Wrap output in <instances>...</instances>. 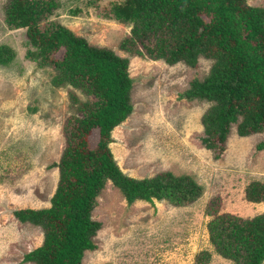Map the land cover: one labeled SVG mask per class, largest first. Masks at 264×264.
<instances>
[{
	"label": "rangeland",
	"instance_id": "rangeland-1",
	"mask_svg": "<svg viewBox=\"0 0 264 264\" xmlns=\"http://www.w3.org/2000/svg\"><path fill=\"white\" fill-rule=\"evenodd\" d=\"M58 2L51 21L129 60L134 111L113 130L110 144L122 172L136 179L170 172L202 187L199 199L181 206L165 199L130 205L107 182L92 212L102 224L93 238L96 249L84 253L82 264H201V257L208 260L202 264H233L209 242L208 207L242 218L264 212V202H251L246 194L264 185V150L256 149L264 132L240 137L233 124L221 153L206 149L202 117L212 103L182 95L192 81L209 75L212 60L201 56L196 67L169 65L144 49H121L132 24L108 15L124 0ZM247 3L264 7V0ZM35 49L11 15L9 0H0V264H34L23 259L42 245L43 230L21 223L14 212L51 206L59 180L51 166L65 150L69 120L85 118L98 103L73 86L54 85L58 71L30 58Z\"/></svg>",
	"mask_w": 264,
	"mask_h": 264
},
{
	"label": "trees",
	"instance_id": "trees-1",
	"mask_svg": "<svg viewBox=\"0 0 264 264\" xmlns=\"http://www.w3.org/2000/svg\"><path fill=\"white\" fill-rule=\"evenodd\" d=\"M124 2L108 15L132 24L121 49L135 53L144 49L169 65L183 62L196 67L201 56L213 61L209 75L192 81L191 89L182 95L212 103L202 117L206 149L221 153L233 124L240 137L264 132V7L248 5L247 0ZM9 8L36 48L30 58L58 71L52 83L68 84L98 100L85 118L69 120L65 150L51 166L59 170L51 206L14 212L21 223L39 226L44 234L42 245L27 253L24 263L82 264L84 253L96 249L93 238L102 224L92 218V212L107 182L130 205L165 199L181 206L202 196V187L189 176L164 172L136 179L116 163L110 149L112 132L134 111L127 58L93 46L51 21L58 0H9ZM256 149L263 151L264 141ZM246 194L249 201L262 203L264 185H254ZM208 214L212 217L209 242L217 254L233 264H264V212L242 218L219 214L210 205ZM197 261L208 262L202 257Z\"/></svg>",
	"mask_w": 264,
	"mask_h": 264
}]
</instances>
